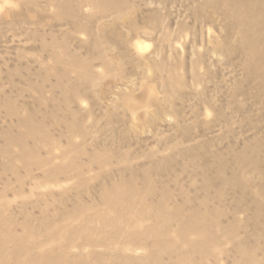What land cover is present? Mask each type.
Segmentation results:
<instances>
[{"label":"rangeland","instance_id":"1","mask_svg":"<svg viewBox=\"0 0 264 264\" xmlns=\"http://www.w3.org/2000/svg\"><path fill=\"white\" fill-rule=\"evenodd\" d=\"M0 264H264V0H0Z\"/></svg>","mask_w":264,"mask_h":264}]
</instances>
